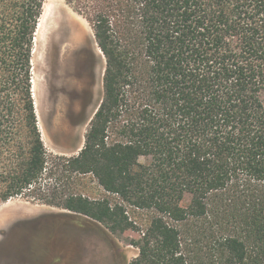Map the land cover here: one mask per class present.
<instances>
[{
    "label": "trees",
    "instance_id": "trees-1",
    "mask_svg": "<svg viewBox=\"0 0 264 264\" xmlns=\"http://www.w3.org/2000/svg\"><path fill=\"white\" fill-rule=\"evenodd\" d=\"M44 2L0 0V203L38 197L47 170L32 91ZM65 2L104 60L66 168L115 200L41 203L135 234L125 264H264V0Z\"/></svg>",
    "mask_w": 264,
    "mask_h": 264
},
{
    "label": "rangeland",
    "instance_id": "rangeland-1",
    "mask_svg": "<svg viewBox=\"0 0 264 264\" xmlns=\"http://www.w3.org/2000/svg\"><path fill=\"white\" fill-rule=\"evenodd\" d=\"M44 3L34 40L32 91L47 170L38 197L26 192L0 203V264H125L137 254L129 245L135 234L112 235L40 201L65 194L115 200L91 175L72 174L65 163L82 149L101 101L104 60L82 16L65 0Z\"/></svg>",
    "mask_w": 264,
    "mask_h": 264
},
{
    "label": "bare ground",
    "instance_id": "bare-ground-1",
    "mask_svg": "<svg viewBox=\"0 0 264 264\" xmlns=\"http://www.w3.org/2000/svg\"><path fill=\"white\" fill-rule=\"evenodd\" d=\"M46 7H47V5H44V9H46ZM43 9V10H44ZM47 15V14H46ZM46 18V17H45ZM44 19V18H43ZM38 27H40V23H39V26ZM40 30V29H39ZM38 33H39V31H38ZM38 37V36H37Z\"/></svg>",
    "mask_w": 264,
    "mask_h": 264
}]
</instances>
